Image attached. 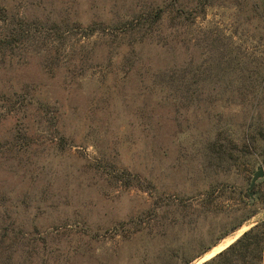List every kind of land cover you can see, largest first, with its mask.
Here are the masks:
<instances>
[{
  "label": "rangeland",
  "instance_id": "374dc122",
  "mask_svg": "<svg viewBox=\"0 0 264 264\" xmlns=\"http://www.w3.org/2000/svg\"><path fill=\"white\" fill-rule=\"evenodd\" d=\"M6 1L27 17L52 16L70 22L78 16L87 24L98 23L104 16L109 18L112 12L126 17L167 0ZM250 1L215 0L206 17L197 19L194 38L197 40L206 26L212 25V29L234 33L237 43L244 50L248 48L253 58H259L264 51V0ZM182 3L194 4L189 0ZM184 31L182 28V36ZM79 37L76 34L73 39L71 54L89 59L94 51L102 52L100 45H94L98 36L86 38L84 47ZM183 43L175 49L177 62L189 55L202 59L201 48L188 52ZM156 48L142 49L143 65H162L175 59L166 48ZM89 63L82 75L71 82L65 81L71 65H63L50 74L36 54L0 63V241L4 239L0 246L8 245L11 236L23 243L22 256L12 264H135L130 258L133 246L125 247L122 256L127 258L118 262L113 226L154 205H159L157 211L164 223L158 227L159 233L168 234L172 240L182 234L189 241L199 233L204 235L213 224L212 216L202 214L196 221V208L187 205L191 201L187 197L193 194L187 191L194 190L191 185L196 181L186 172L198 168L200 145L212 138L217 129H232L242 136L251 127L264 128V99L255 108L250 98L243 97L245 100L211 107L203 103L200 108L186 109L172 92L151 86L149 73L153 70L127 69L125 64V68L118 66L111 72L98 71ZM214 87L219 86L208 84L204 89ZM25 94L34 95L43 103L42 110L32 111L35 122L33 135L28 139L22 138L26 119L19 109L21 100L28 98ZM258 166L262 168L258 164L255 170ZM128 173L141 178L158 177V189L151 194L124 188L121 176ZM262 179L263 176L256 182ZM237 182L240 183L239 178ZM247 184L248 180H241L242 188ZM166 185L174 188L170 190ZM166 192L178 197L171 207L164 202ZM175 203L187 207H179L174 213ZM167 212L170 216L163 219ZM183 212L188 215L184 217ZM224 216L221 213L216 218L226 222L228 218ZM263 217L264 208L207 251L205 259ZM28 243L35 246L30 260L26 255ZM143 245L144 257L147 245ZM155 245L156 249L164 246L163 241H155ZM195 249L193 245L190 253ZM147 261L150 259L142 264Z\"/></svg>",
  "mask_w": 264,
  "mask_h": 264
},
{
  "label": "trees",
  "instance_id": "16d2710c",
  "mask_svg": "<svg viewBox=\"0 0 264 264\" xmlns=\"http://www.w3.org/2000/svg\"><path fill=\"white\" fill-rule=\"evenodd\" d=\"M182 1L186 0H167L147 9L133 11L126 17L112 12L109 18L104 16L98 23L91 21L83 24L78 16L70 22L52 16L45 19L38 16L27 17L19 8L8 4V1L0 0V63L19 61L36 54L41 58L43 69L50 74H54L63 65H71L66 82H71L77 75L81 76L88 62L90 65L94 64L93 67L97 70H110L109 72L118 66L125 68L126 64L127 69L138 67L144 68L146 72L153 70L149 73L151 86L172 92L173 98L179 99L178 104L183 103L186 109L191 106L200 108L203 103L211 107L243 97L250 98L255 108L264 99V51L259 58H253L247 51L248 48L244 50L237 43L234 33L212 29V25H207L202 36L196 40L193 28L197 19L206 17L208 9L215 5V0H189L194 4L185 6ZM182 28L185 29L184 40L180 38L183 37ZM76 34L82 38L83 47L86 38L93 39V36H98L94 45H100L102 52L94 51L89 59L82 54H78L80 58L71 54ZM182 43L188 52H191L192 48H201L202 59L198 61L194 55H189L177 62L175 49ZM158 46L166 48L165 51L175 59L162 65H143L142 49L153 48L150 49L153 51ZM123 52L129 53V56L123 55ZM208 84L219 87L205 90L204 86ZM27 96V100H21L19 109L26 119L22 126V138L28 139L33 135L32 123L35 122L31 118L32 111L42 110L43 103L34 95ZM244 98L242 100H245ZM198 158V168L186 172V175L192 176L196 181L191 185L194 190L187 191L193 193L187 197L191 200L187 205L196 208L194 220L198 221L202 214L211 215L213 224L204 235L199 233L192 241L182 238V234L172 240L168 234L159 233L158 227L164 223L161 222L157 211L159 205H154L127 220L118 221L113 226L112 238L117 242L118 262L127 258L126 255L122 256L127 250L125 247L133 246L130 258L135 264L145 263L149 259L148 264H189L264 208V175L261 181L250 187L256 166L260 164L264 170V128L251 127V130L242 136L232 129H217L212 138L208 137L200 145ZM253 163V170H250L249 167ZM121 178L126 189L136 188L151 194L153 190L158 189V177L141 178L139 174L128 173ZM245 179L248 184L244 189L241 180ZM166 187L170 190L174 188L173 185ZM177 198L176 193L166 192L164 202L171 207V203ZM175 205L177 207L174 213L179 207H187L184 203ZM192 211L195 212L194 209ZM221 213L228 218L226 222L216 218ZM187 215L188 212H185V215L183 212L184 217ZM169 216L167 212L163 219ZM176 219L178 220L177 215ZM167 222L172 223L170 220ZM9 241L8 245L0 246V264H12L22 256V241H17L14 236H11ZM155 241H163L164 246L156 249V245L153 246ZM230 241L224 244V247ZM143 244L147 245V255L144 257ZM27 245L29 250L26 255L30 260L35 246L33 243ZM191 245L196 248L194 253L189 251ZM201 264H264V217Z\"/></svg>",
  "mask_w": 264,
  "mask_h": 264
},
{
  "label": "water",
  "instance_id": "95a60500",
  "mask_svg": "<svg viewBox=\"0 0 264 264\" xmlns=\"http://www.w3.org/2000/svg\"><path fill=\"white\" fill-rule=\"evenodd\" d=\"M264 175V173H263V169L260 167V166H258L257 167V169L255 170V172L253 173V175H252V179H251V182H250V187L251 186H253L254 184H255V182L259 179V178H261L262 176ZM235 240V239H234ZM232 242V241H231ZM230 242V243H231ZM229 243V244H230ZM227 246V245H226ZM225 246V247H226ZM225 247H223V248H225ZM222 248V249H223ZM221 249V250H222ZM220 251V250H219ZM219 251H217V252H219ZM216 252V253H217ZM214 255V254H213ZM213 255H211L210 257H212ZM210 257H208V258H210ZM208 258H206V259H208ZM205 259V255L204 256H202V257H200V258H197L196 260H194L193 262H191L190 264H200V263H202L203 261H205L206 260Z\"/></svg>",
  "mask_w": 264,
  "mask_h": 264
}]
</instances>
